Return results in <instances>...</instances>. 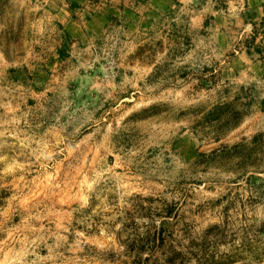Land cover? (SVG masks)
I'll use <instances>...</instances> for the list:
<instances>
[{
	"label": "rangeland",
	"instance_id": "obj_1",
	"mask_svg": "<svg viewBox=\"0 0 264 264\" xmlns=\"http://www.w3.org/2000/svg\"><path fill=\"white\" fill-rule=\"evenodd\" d=\"M46 1L0 0V264H264V0L62 51Z\"/></svg>",
	"mask_w": 264,
	"mask_h": 264
},
{
	"label": "crops",
	"instance_id": "obj_2",
	"mask_svg": "<svg viewBox=\"0 0 264 264\" xmlns=\"http://www.w3.org/2000/svg\"><path fill=\"white\" fill-rule=\"evenodd\" d=\"M173 0H47L39 15L55 20L53 29H47L48 45H55L58 51L75 43H90L96 37L106 34L109 20L125 25L152 24V15L165 12ZM40 0L35 2V5ZM41 10V9H40ZM49 24V27H51ZM48 28V27H47ZM60 34L59 41L56 40ZM93 45H91L92 47Z\"/></svg>",
	"mask_w": 264,
	"mask_h": 264
}]
</instances>
